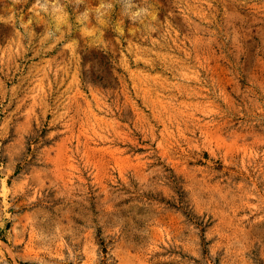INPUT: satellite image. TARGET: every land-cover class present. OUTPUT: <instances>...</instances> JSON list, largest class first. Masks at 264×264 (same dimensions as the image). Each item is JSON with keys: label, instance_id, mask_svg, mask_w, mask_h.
Returning <instances> with one entry per match:
<instances>
[{"label": "rangeland", "instance_id": "obj_1", "mask_svg": "<svg viewBox=\"0 0 264 264\" xmlns=\"http://www.w3.org/2000/svg\"><path fill=\"white\" fill-rule=\"evenodd\" d=\"M0 264H264V0H0Z\"/></svg>", "mask_w": 264, "mask_h": 264}]
</instances>
